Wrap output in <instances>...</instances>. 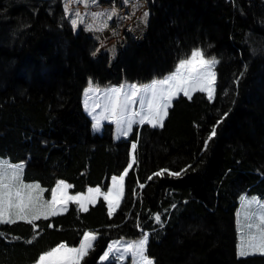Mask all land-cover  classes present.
Returning <instances> with one entry per match:
<instances>
[{"label": "trees", "instance_id": "obj_1", "mask_svg": "<svg viewBox=\"0 0 264 264\" xmlns=\"http://www.w3.org/2000/svg\"><path fill=\"white\" fill-rule=\"evenodd\" d=\"M145 42L157 46L164 75L194 49L215 57L213 99L180 95L162 127L136 123L116 140L112 124L95 132L85 112L62 0H0V161L22 165L23 183L40 185L37 194L48 201L60 181L71 195L107 192L136 144L111 216L99 198L87 211L70 202L35 227L0 224V264H37L61 243L78 247L85 232L97 238L80 264H117L100 262L108 244L144 233L155 264H264L257 248L238 255L249 225H260L256 202L264 204V0H157ZM124 75L118 64L111 82L120 85Z\"/></svg>", "mask_w": 264, "mask_h": 264}, {"label": "snow or ice", "instance_id": "obj_2", "mask_svg": "<svg viewBox=\"0 0 264 264\" xmlns=\"http://www.w3.org/2000/svg\"><path fill=\"white\" fill-rule=\"evenodd\" d=\"M85 6L95 2V0H83ZM127 2V0H125ZM69 11L67 5L65 6V13ZM108 15L111 19L117 15L113 8L108 13H100L98 15ZM77 18L80 13L76 12ZM145 12L144 16L147 17ZM78 23H83L80 19H72L71 25L75 30ZM218 63L215 57L205 58L201 49H194L190 57L181 59L175 70L162 79H153L149 84L136 85L131 84L125 91V86L121 85L115 88L105 90V103L103 105L104 112L102 117L105 120L114 122L120 136L127 137L132 131L133 124L139 123L143 125L148 123L153 127L162 125L164 117L167 115V108L170 106L172 99L179 92H183L185 96L190 95L191 91L199 90L200 92H207L209 100L213 99L214 83L216 74L213 71L215 65ZM99 92L100 89H93L91 81L89 82V89L85 94L90 92ZM138 100L140 111H133L132 105L136 104ZM95 107H100L96 103ZM94 110V109H93ZM100 118L97 117L93 124L94 129H99ZM215 135V128L209 136V140ZM207 146V145H205ZM136 148V144H132V149ZM135 158L133 157V162ZM132 167L130 163L128 167L123 170L121 175L112 177V186L106 193L103 194L104 200L107 202L108 215L111 216L116 207L119 206L120 199L123 196V181ZM22 172V165H10L0 161V224H12L16 220L13 216L20 220H24L29 224L33 221L39 220L41 217L47 219L49 216L57 215L58 208H63L69 201L79 204L80 209L87 211L84 201L88 200L94 202L96 196L101 194V188H89L88 195L83 194L69 195L68 189L71 185L60 181L54 189L51 190V199L48 201L42 200V194H37L40 190L38 184H24L20 173ZM162 173H154L159 176ZM171 175L179 176L180 173H170ZM152 179V177H148ZM19 185V186H17ZM142 188L143 185H140ZM261 209L258 219L260 225L257 226L259 231V244L253 243L251 240L245 247L243 237H241V245L239 247L238 255L243 257L251 254L247 249H254L259 247L260 251L264 253V204L256 202ZM30 217V218H29ZM155 221L161 224V216L159 213L155 214ZM33 227L35 225L33 224ZM253 225H249L251 229ZM97 238L95 233L85 232L83 239L78 247L69 248L64 243L52 248L50 251L41 254L38 257L37 264H80L81 259L89 254V250L93 249V241ZM148 234L144 233L142 238L136 241H129L121 250L120 248H113L109 245L108 250L100 256L101 261H108L110 253L115 251L119 253L115 259H125V253L130 255V264H155L153 258L147 255ZM256 239V238H253ZM31 242V241H29ZM119 244V241L115 242Z\"/></svg>", "mask_w": 264, "mask_h": 264}, {"label": "rangeland", "instance_id": "obj_3", "mask_svg": "<svg viewBox=\"0 0 264 264\" xmlns=\"http://www.w3.org/2000/svg\"><path fill=\"white\" fill-rule=\"evenodd\" d=\"M62 3L63 12L71 27L72 19H80L83 21V23H78L75 30L72 27V30L77 44L76 59L80 62L83 70L82 82L85 87L83 106L85 112L89 114L94 123L97 117L100 118V127L99 129H94L95 132H101L105 123L114 124V137L117 140L123 136L119 135L116 124L102 117V113L104 112L103 105L106 99L105 90L124 85L125 91H127L128 86L131 84H149L153 79H162L167 76L163 74L157 46L145 42L150 16L157 0H127V2H125V0H95V2L88 6H85L83 0H62ZM66 5L69 9L67 14L65 13ZM113 8L117 15L113 16L111 19L108 18L107 14L98 15L100 13H108ZM76 12L80 13L79 18L75 15ZM145 12L148 13L147 17L144 16ZM118 64L125 71L124 80L120 85L111 82ZM90 81L93 89L98 88L100 91H92L86 95L85 92L89 89ZM196 91H191L189 95H192ZM180 95H184L183 92L177 93L172 99L171 104L173 100ZM96 103H99L100 107H95ZM132 110H141L138 100L136 104L132 105ZM165 117L162 121V125ZM146 124L148 123L146 122ZM134 125L135 124H133V126ZM157 126L160 127L159 124ZM130 133L131 132H129V134ZM133 155L134 150L132 149L130 160L132 166L134 164ZM111 186L112 179L110 187ZM67 191L69 194V189ZM103 194L104 192H101L100 195L96 196L94 202L85 200V206L88 208L90 205L95 204L99 197H103ZM87 195L88 191L84 196ZM70 202L73 201H69L63 208H58L57 214L64 213ZM244 202L248 205L247 200ZM242 210L247 212V208H242ZM238 218L240 219L239 214ZM13 219L18 218L13 216ZM240 220H238L239 234L243 231L244 227V223H241ZM251 233L252 234L249 235V238H251L250 240L258 245L260 233L255 225L251 228ZM128 242L129 241H119V244L112 242L110 245H112L114 249L120 248L122 250ZM257 249L260 250L259 247H257ZM118 255L119 253L115 251L111 252L110 259L107 262L115 261L117 264H125L131 259L130 255L127 253H125V259H115ZM100 262L104 261L100 260Z\"/></svg>", "mask_w": 264, "mask_h": 264}]
</instances>
